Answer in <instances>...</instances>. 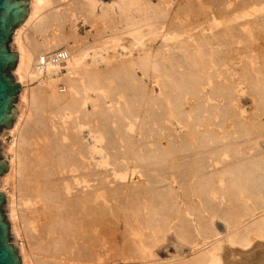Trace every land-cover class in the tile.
Here are the masks:
<instances>
[{
  "label": "bare ground",
  "instance_id": "bare-ground-1",
  "mask_svg": "<svg viewBox=\"0 0 264 264\" xmlns=\"http://www.w3.org/2000/svg\"><path fill=\"white\" fill-rule=\"evenodd\" d=\"M157 1L155 4L152 0H117L104 7L98 0H30L28 17L15 29L10 45L18 54L13 71L15 81L21 86V95L17 119L3 134V155L9 169L6 175L0 176V193H4L7 201L10 232L22 264H100L98 260L105 257L106 246L92 245L100 226L96 225L95 229L94 223L108 216L114 218L116 214L124 217L125 231L132 236L134 242L130 244L139 256L133 254V258L143 261L139 264H241L240 253L246 255L258 247L264 250V42L257 43L255 48H246L256 51L258 63L262 65L260 78L252 76V54L231 71L236 75L244 68L247 78L236 79L238 88L234 84L227 86L234 87L229 100L223 106L212 107L211 97L203 91L209 77L202 75L205 64L201 60L224 46H199L191 50L187 45H179L183 43L181 38L177 46L169 42L165 28L177 26L178 9L191 8L193 2ZM195 1L199 8L226 9L231 2ZM260 6H264V0H242L239 10L234 12H246L251 7L258 12ZM260 15L244 20L245 24L228 26L227 30H238L248 36L251 29L264 27V15ZM240 16L237 14L232 19ZM226 19L223 21L227 22ZM82 30L86 36L80 35ZM87 38L91 41L85 42ZM90 49L95 55L88 63ZM59 52H65L67 58L61 63L51 62L50 57ZM102 52L110 56L105 60V68L97 62V55L104 59L100 56ZM121 54L126 57L116 61L115 57ZM137 64L148 69L161 67L167 79L163 88L159 86L163 90L160 98L155 96L154 88L145 85L144 77L141 78L144 85L138 81L137 85H143L138 90L146 91L144 94L141 91L146 102L142 101L145 106L141 105L137 124L132 122L139 126L131 128L134 134H129L126 120L136 111L134 102L143 96H135L133 105L118 96L115 99L119 87L113 86L112 79H119L120 89L126 87L127 81H137V73H133ZM124 66H134L124 68L133 69L129 72L133 76H128L127 70L121 76ZM182 67L185 71H175ZM61 82L69 88L66 95L59 89ZM90 92L95 93L94 97ZM103 97H110L111 102ZM188 97L197 103H187ZM168 98L173 100L172 104L167 102ZM115 100V105L109 104ZM217 114L226 115L230 120L222 131L211 122ZM172 120L185 125L183 133L174 128ZM153 122L163 123L168 133L181 138L178 148L181 151L194 147L204 150L197 152L179 171L183 178H191L190 183L180 185L185 205L173 197L177 189L164 177L167 169L160 167L167 163L169 153L176 150L174 147L161 148L145 157L135 156L127 163L125 170L132 174L128 173V177L119 175L116 166L102 171V164L107 163L101 157L103 135L108 139L104 138L108 141L106 146L113 149L118 145V136L122 143L130 140L137 144L139 133L153 131ZM235 128L242 130L245 137L233 138L234 142L227 146L226 158L219 159L225 131ZM126 132L134 137L123 140L124 136L128 137ZM137 162L146 165L145 175L139 173ZM105 171L109 173L104 175ZM140 176L146 178L144 183L143 179L139 184L132 181ZM117 178L128 179V183L119 185ZM128 197L142 201L140 208L144 206L143 211L147 212L144 216L142 211L143 218L139 207L128 204L131 202ZM173 213L178 214V226L172 228L194 250L187 255L160 258L153 253L151 237L159 233L165 237ZM218 215L226 223L225 234L214 224L213 218ZM132 222L138 226L135 224L132 228ZM91 225L98 231L92 237L87 235L92 231L88 228ZM199 243L203 245L198 247ZM115 260L122 262L121 258ZM135 263L138 264L134 260L132 264Z\"/></svg>",
  "mask_w": 264,
  "mask_h": 264
},
{
  "label": "rangeland",
  "instance_id": "rangeland-1",
  "mask_svg": "<svg viewBox=\"0 0 264 264\" xmlns=\"http://www.w3.org/2000/svg\"><path fill=\"white\" fill-rule=\"evenodd\" d=\"M98 1L100 2V4H102V6L109 7L113 3H115L117 0H98ZM191 1L194 3V6H193V3H191L193 8L191 6V8L187 7V8L178 9V25L177 26H167L165 28L166 29V39L169 42H171L172 44L175 43L174 45H176V43H178V41H179V38H181L183 40L180 39V41H182L183 43H180V44L178 43V44L179 45H181V44L187 45V47L191 50L196 48V47H199V46H205V47H210V48H212L213 46H216V45L224 46V49H220L221 51H218L216 53H212L211 55H209V54L205 55V57H203V59L201 60L202 63L205 64L204 71H203L202 75L209 77L207 83L205 84V86L203 88V91H204V93L209 94V96L211 97V99H212L211 102L214 104V106H212V107L223 106L226 103V101L229 100L230 94L234 91L233 90L234 87L233 88L231 87L232 89H229V88H227V86L230 87V85H232V84H234V86H236L235 82H237L238 80L246 79L248 76L247 75L248 73H246L244 71V68H241L239 70V73H237L236 75H233L231 73V71H232V67L234 65H236L237 63L239 65L240 64L242 65V63L245 62V59L247 60L253 54L254 58L252 59V57H251V59H250V64L252 65V66L250 65L251 66V68H250L251 73H252V76H254L256 79L260 78L259 69L262 68V65H261V63H258L259 61L257 58L258 56L256 54V51H249V50H246V48L247 49H250L251 47L255 48L257 43L260 44V43L264 42V27H261L260 29H256V30L251 29V32H250L251 34H249L247 36V34L241 33L238 30H237V32H236V30L235 31L227 30L228 26H231V25L232 26H234V25L238 26L239 24H241V22H243L245 24L244 20L249 19V21H250V19H254L255 17H259L258 15H260V14L264 15V6H260L258 12H255L257 9H253L252 7L249 8L248 10H246V12L244 10L234 12V10L235 11H237V9L239 10L240 1H242V0H235V1L229 0L231 2L228 1L229 4H228L227 9L224 7H215V6L199 8V7H197V5H196L197 3L195 0H191ZM251 1H254V0H251ZM152 2L156 4L158 1L152 0ZM237 7H239V8H237ZM226 10L228 12H226ZM226 13L228 16H224V15H226ZM237 14H238V16L241 15L242 17L240 16V17L236 18L237 19V21H236V19H232V18L235 15L237 16ZM231 15H232V17H231ZM223 16H224V19H225V17L227 18L226 19L227 22L223 21L224 20V19H222ZM225 27H227V28H225ZM198 32H200V33L202 32L201 34H206V36L201 35ZM80 35L86 36L84 30H82L80 32ZM90 41H91V39L87 38V40L85 42H90ZM185 42H186V44H184ZM10 46H11L12 51L16 52L12 47V43ZM88 54H89V56L86 58V61L88 63H91V58H92V56L95 55L94 51L90 49ZM100 56H103L104 59H101V57H99V55H97V62L100 64L99 66L101 68H105L106 67L105 66L106 65L105 60L110 59V56H108V54H106L105 52H102L100 54ZM124 57H126V55L121 54L119 56H116L115 60L121 61L122 59H124ZM132 57L134 59H137L136 54H133ZM255 57H256V59H255ZM239 65H237L238 68H239ZM125 67L126 68H128V67L133 68L134 66H128V67L124 66L120 70L121 73L123 72V70H124V73H125V70H127V72H128L127 74H130L129 72L133 71V69H130V70L124 69ZM134 70L135 71L133 73H137L136 76L139 77L140 79L136 77L137 81H134V80H130V82L127 81L126 87H123V89H120L119 79H115V78H114L115 80L112 79L115 82V83H113V86H115V84H116V86L119 87V90L116 91V94H115L116 96L114 95L116 97L115 99H118L117 98V96H118L119 98H122L123 100L131 101L132 105H133V102H134L133 99L139 97L137 95H140L142 93L141 91H143V89L138 90L139 88H137L141 85V84L137 85L139 80H140V83L145 81V85L148 84V87L150 89L154 88L155 96H157V97L159 96L158 98H160V96L163 94L161 92H163L162 88H163L164 82L167 79V75L164 73V69H162L161 67H158V68L156 67L154 69H150V68L148 69L146 67V65L142 66V65L137 64V66L134 67ZM120 71H119V73H120ZM146 71H148L147 72L148 76L145 77L144 73ZM175 71L181 73L182 71H185V68H183V67L182 68H176ZM12 73H13L15 80H16V76L14 74V71H12ZM121 73H120V75H121ZM132 74H130L128 76H131ZM124 75L125 74L122 73L121 76L123 77ZM142 77H144V81L141 80ZM55 79L56 78H49L50 81L55 80ZM131 79H134V78H131ZM236 79H237V81H236ZM155 80H156V82H155ZM159 81H162V85H161V82H159ZM151 83H152V85H151ZM142 84L144 85V83H142ZM143 85H141L142 88H143ZM59 86H60L59 87L60 91L63 94L65 93L64 95L68 94L69 88H67V85L64 82L63 83L61 82V84H59ZM151 86H153V87H151ZM159 86L160 87L162 86L161 90H160ZM141 87H140V89H141ZM144 92H146V91L144 90L143 94H144ZM90 93H91V96L94 97L95 93L94 92H90ZM20 95H21V93L18 95V101L14 104V106L17 108V110H18V105L20 103L19 102L20 101ZM107 96H110V95L107 94ZM114 96H113V100H114ZM135 96H137V97H135ZM140 96L141 97L143 96L142 98H144L145 100L140 97L141 99L134 102L135 106H136L135 107L136 111L134 114L131 115L132 117L130 116V118L128 120H126V123H125L126 125L124 124L127 127L129 125V127H128L129 134L130 133L134 134L133 131H131V128H133L134 126H137V125H133L132 122H135V124H137L138 118L136 119V117H138L137 115L140 114L139 112L142 109V107L145 106V104H143L142 101H144V103L146 102V98H145L146 96H144L142 94ZM110 97H108L109 99H107V97L106 98L103 97V99H105V101L111 102ZM101 99H102V97H101ZM167 102L172 104L173 100L168 98ZM186 102L187 103H191V102L197 103L193 99H191V97L186 98ZM116 103H117V100H115V102L113 104H111V103H109V104L115 105ZM142 104H143V106L141 107ZM89 109H90V107H89ZM149 111H148L147 115H149ZM141 113H142V111H141ZM227 118L228 117L226 115H223L220 117L217 114L216 116H214V118L211 120V122L213 125H215L217 130L222 131V127L225 128L226 124H228L230 122V120ZM178 122L179 121H177V120H172V123L175 124L174 128H176L180 133H183V131L185 130V125L183 123L180 124ZM152 128H153V131L150 134H145V133L140 134L139 133L140 138H139V140H137V144H135V141L132 143L130 140H129V142H131L130 144H129V142H126V141H128L127 138L134 137L132 135L129 136L127 134V132H126V134L128 137H125V136L123 137V140L126 138L125 139L126 143H122L124 141H122L121 139L119 140V136H118V139H117L118 145H117V147H115L116 149H113L110 145L108 147L106 146V143L108 141L105 142L104 138H106L107 136L103 135L104 138H102V141H101V146H102V156L101 157H102V159L107 161V163L102 164V169H103L102 171L104 172L105 169L110 170L114 166H116L117 169L119 170V175L128 177L129 175H132V174L129 171H126L125 169L127 167L128 161H131L132 158H134L135 156L139 157V158L141 156L145 157L148 153L157 152V150H159L161 148L168 149L170 147L171 148L174 147L176 150L172 153H169V155L167 157V163L164 165H160V167L167 169L164 177L166 179H168L169 182H171L173 184V187H175L177 189V193L174 194L173 197L175 199H177V201L179 200L181 204L185 205V202H183L184 197L182 195L183 190H182L180 185L190 183L191 178H183L179 171H180L182 165H186L192 161V159L195 157V154L197 152L204 151V150L203 149H196L195 150V147H194L190 151H181L180 149H178L181 147V138H179L178 135H177L178 138H176L173 134L168 133L166 130V127L163 123L156 122V123L152 124ZM141 129H143V128H141ZM5 130H8V129H3L1 132L2 135L0 134L1 135L0 138L3 140V144L1 145V148L4 147L5 138L3 137V134H4ZM225 132L226 133L224 134V139L222 140V144L220 145L222 154L220 155L219 159H221V158L225 159L226 158V153L228 152L227 149H228L229 145L234 142L233 138L234 139H236V138L241 139V138L245 137V134L239 128H235V129H233V131L226 130ZM115 138H117V136ZM103 144H105L104 145L105 150L111 149L112 151L107 150V152H105L103 149ZM215 147H217V146H215ZM223 148H226V149H223ZM2 156L5 159V157L3 155V150H2ZM108 159H110V161L113 160L115 164L112 165L113 161L109 162ZM115 160H117V161L115 162ZM108 162H109V164H108ZM136 165H137L136 167L139 169L138 170L139 173L141 175L142 174L145 175L146 174V165H143V163H141V162H137ZM223 166H224V164L221 163V167H223ZM107 172L109 173V171H107ZM107 172L105 171L104 175ZM128 173H129V175H128ZM144 178L145 177L140 176L139 178L132 180V181H135L136 184H139L141 182V181L139 182V180L143 179L142 183H144V181L146 180V178L145 179ZM109 179H110V181L112 180L111 178H109ZM127 180L122 179V178H117L115 181H117V184L120 183L119 185H121V184L123 185V183L124 184L126 182L128 183ZM114 184H115V182H114ZM119 185H117V188ZM112 186L115 187L114 185H112ZM178 191H179V195H178ZM128 198L130 199V197H128ZM133 199L134 198H131L130 199L131 202L128 204L132 203L133 206H137L134 208L139 207V211H140L139 213L142 214V211L144 210V206L142 208H140L143 205L142 201L139 200V202H138V200H135V201H137V203H135V201ZM6 207L8 208L7 201H6ZM144 212L145 211H143V214H144ZM146 213L147 212H145V214ZM7 214H8V212L6 213V216H7ZM143 214H142V216L140 215L142 218L145 216V214H144V216H143ZM172 216L173 215L171 213V218H172ZM115 217L113 218V217L108 216V217H105V218L97 221L96 223H94L95 229L98 227L96 225H100L97 228V230H99V233H98L99 235H98V237L96 235L97 238H95V236H94V239L92 238L93 241L95 240L93 243L90 240H88V242H90V244L92 243V245L95 243V246L98 248L100 246H102L103 244H105V246H106V252H104V254H105L104 258L105 259L102 258L98 261H101L100 264H103L105 262L106 263L107 262L117 263V262H114V259L116 258V260H117V257L120 256L119 258H121V260H122V257L124 255V257H126V258H124L122 260V262L118 258V260L120 261V262H118L119 264H125L124 263L125 259H126L125 260L126 264H132L134 262V260H135V262H138V264L141 262L143 263L142 260L139 262V260H140L138 258L139 256L135 255L136 254L135 250H134L135 247L130 244L131 241H133V239H132V236H129L128 231H125L126 230L125 226H124L125 220H123L124 217L123 216H122L123 218L121 216L117 217V214L115 215ZM192 219L194 221H196V218L193 215H192ZM8 221H9V219H8ZM213 221H214V224H216L215 226H216L217 230L221 234H225L226 223L224 220H222L221 216L218 215V216L214 217ZM90 224H92V223H90ZM135 224H137V222L130 223L132 228H135V226H138V224L137 225H135ZM173 226H178V214H174V218L171 219V221L169 223L168 231L165 233V237H164V233H159V234L151 237L152 240L154 241V247L152 248L153 253L157 254L160 258H166V257L169 258V257L177 255V254L187 255L188 253H190L192 251V249L194 250V247L190 246V244L188 242L178 238V235L176 234V232L173 229L175 227H173ZM88 228H89V230L92 229V231H89V233H87L88 236L91 235L90 237H92L93 233L97 234L98 231L96 230V232H95V229L92 228V225L89 226ZM93 230H94V232H93ZM90 232H91V234H90ZM126 232H127V234H126ZM143 233H144L143 235H145V237L148 236V234H145V231H143ZM124 236H126V237L124 238ZM90 237H88V238H90ZM101 237H102V239H101ZM127 237H128V239H127ZM130 237H131V239H130ZM163 237H164V239H163ZM148 238L149 237H147V239ZM97 239H98V242H97ZM202 243H199L198 244L199 246L198 245L197 246L198 247L202 246L203 245ZM97 244H99V245H97ZM118 248L119 249L121 248V249L119 250ZM257 250H258V252H257ZM129 251H131L130 254L132 256L128 253ZM119 252H122V254L120 253L122 256L118 254ZM263 252H264L263 248L258 247V249H253L252 252H249L250 254L247 253L246 254L247 256L243 253L242 254L240 253L239 254L240 255L239 260L241 259L240 260L241 264H264V259H263L264 253ZM114 253L115 254L117 253L118 256H115ZM104 254H103V256H104ZM133 254L135 256H138V257L134 259L133 257H135V256ZM253 254H255V255H253ZM248 255H249V257H248ZM106 258H107V261H106ZM127 259H129V260H127ZM188 259H190V258H188ZM130 260H132V261H130ZM127 262H129V263H127ZM135 264H137V263H135Z\"/></svg>",
  "mask_w": 264,
  "mask_h": 264
},
{
  "label": "water",
  "instance_id": "water-1",
  "mask_svg": "<svg viewBox=\"0 0 264 264\" xmlns=\"http://www.w3.org/2000/svg\"><path fill=\"white\" fill-rule=\"evenodd\" d=\"M30 0H0V134L3 129L13 126L18 110L21 86L15 81L12 71L18 63V54L10 48L14 31L28 17ZM0 138V176L7 173L8 162L2 156ZM5 195L0 193V264H22L20 252L15 245L14 235L10 233V223L6 216Z\"/></svg>",
  "mask_w": 264,
  "mask_h": 264
},
{
  "label": "built area",
  "instance_id": "built-area-1",
  "mask_svg": "<svg viewBox=\"0 0 264 264\" xmlns=\"http://www.w3.org/2000/svg\"><path fill=\"white\" fill-rule=\"evenodd\" d=\"M67 58V54L65 52H59V53H56V54H53L51 57H50V60L51 62L53 63H61L63 62L65 59ZM44 64V58L42 59L41 61V65Z\"/></svg>",
  "mask_w": 264,
  "mask_h": 264
}]
</instances>
